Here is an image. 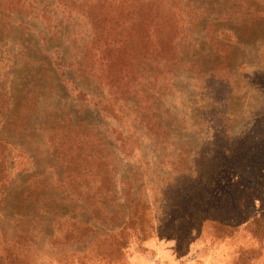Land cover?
Returning a JSON list of instances; mask_svg holds the SVG:
<instances>
[{"label": "rangeland", "instance_id": "374dc122", "mask_svg": "<svg viewBox=\"0 0 264 264\" xmlns=\"http://www.w3.org/2000/svg\"><path fill=\"white\" fill-rule=\"evenodd\" d=\"M29 1L47 8L51 21L0 3V139L8 166L0 239L30 233L34 264H108L60 258L85 249L94 233L72 245L46 241L57 217L80 212L77 192L70 189L71 198L56 183H65L71 168L82 173L90 139L110 177L103 208L120 211L99 230L122 225L129 210L124 188L150 206L152 236L139 241L130 231L124 261L111 264H226L251 239L241 232L218 239L211 219L241 225L264 213V142L245 150L236 142L264 115V0H183L187 33L173 55L171 49L168 59H145L141 82L117 83L101 59H82L90 32L79 14L69 16L57 0ZM201 6L206 14L196 19L192 11ZM221 29L233 39H220ZM67 80L101 105L78 101ZM222 130L226 145L217 148ZM87 212L80 213L88 219ZM240 253L255 263V250Z\"/></svg>", "mask_w": 264, "mask_h": 264}, {"label": "trees", "instance_id": "16d2710c", "mask_svg": "<svg viewBox=\"0 0 264 264\" xmlns=\"http://www.w3.org/2000/svg\"><path fill=\"white\" fill-rule=\"evenodd\" d=\"M183 0H57L62 10L69 16L79 14V20L89 29V39L81 49L82 59H101L100 63L106 67V73L115 71L110 81L127 82L130 80L142 81L139 68L145 59L170 58L171 49L177 48L176 39L186 35L187 18L190 8L183 5ZM10 13L18 8H30L33 15L50 22L51 16L47 8L34 7V2L29 0H2ZM0 0V3H2ZM57 3V4H58ZM206 4V2H204ZM49 6V5H48ZM50 8V6H49ZM204 6L194 10L193 15H204ZM187 14V15H186ZM40 37L45 34L38 31ZM218 37L224 41L233 39L232 33L225 29L218 31ZM176 57V54L174 55ZM54 64L62 76L66 75L61 61L54 58ZM112 70V71H111ZM109 74H105L106 79ZM74 97L84 103L101 105L100 100H93L87 91L81 89L76 83L67 80ZM104 106H106L104 104ZM117 133V132H116ZM223 130L215 135L216 147H223L225 143ZM74 142L75 139L72 138ZM87 141H90L88 139ZM89 142L83 151L82 173L70 169L65 183H56L65 187L64 191L72 198L76 191L75 200L77 210L88 211V219L80 212L67 213L57 217L54 229L46 234V241L52 245H69L83 242L89 234H95L85 249L65 251L60 255L63 259H76L83 263L87 260L105 261L108 264L114 261H124V249L129 243V233L133 232L139 241L152 236V221L150 219V206L148 201L141 196L129 198V191L124 188L125 201L129 203V210L123 219L122 225L117 229L111 228L100 231L99 224H112L119 210H106L103 208V195L110 189L108 171L100 166L105 161V156L94 152ZM239 149L253 148L264 142V115L251 123L236 140ZM124 143V141H122ZM126 142L123 144L125 146ZM2 147L6 150L7 144L0 139V206L5 196V175L8 176V166ZM75 155L70 163L76 159ZM5 161V163H4ZM105 165V164H104ZM3 173H5L3 177ZM83 178V179H82ZM4 182L6 183H3ZM78 180V181H77ZM2 181V183H1ZM67 182V183H66ZM72 189V192H70ZM264 195V190L261 191ZM99 197V198H98ZM214 235L218 239H229L238 232L249 233V245H239L233 251L226 264H250V260L242 259L240 251L255 250L256 255L251 260L254 264L262 263L264 249V213H252L244 224H229L218 217L211 219ZM33 237L30 233H15L10 237L0 239V264H34L36 260L30 243ZM236 254H239L236 257ZM260 258V259H259ZM248 259V258H247Z\"/></svg>", "mask_w": 264, "mask_h": 264}]
</instances>
